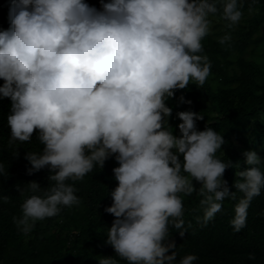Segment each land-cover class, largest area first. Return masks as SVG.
<instances>
[{
	"label": "clouds",
	"instance_id": "1",
	"mask_svg": "<svg viewBox=\"0 0 264 264\" xmlns=\"http://www.w3.org/2000/svg\"><path fill=\"white\" fill-rule=\"evenodd\" d=\"M218 11L229 28L242 16L238 0H100L99 8L86 0H9V27L0 30V98L11 101L9 144L30 141L35 131L43 147L25 153L27 172L47 166L53 182L16 185L21 195L30 193L14 217L21 231L56 216L61 206L78 204L66 181L114 157L118 184L104 210L115 219L106 243L128 264H193L195 254L177 260L170 252L176 249L170 226L185 233L180 194L198 192L206 224L226 197L237 199L223 178L233 165L216 155L223 135L209 126L197 129L199 112L178 111L174 134L166 100L209 76L210 61L199 53L209 16ZM230 39L225 33L219 42ZM178 103L192 101L181 94ZM243 156L248 167L237 164L233 181L243 193L230 220L234 231L245 226L251 200L264 188V158L255 150ZM7 169L0 162V175ZM98 261L120 264L113 256Z\"/></svg>",
	"mask_w": 264,
	"mask_h": 264
},
{
	"label": "trees",
	"instance_id": "2",
	"mask_svg": "<svg viewBox=\"0 0 264 264\" xmlns=\"http://www.w3.org/2000/svg\"><path fill=\"white\" fill-rule=\"evenodd\" d=\"M86 2L100 7V0ZM8 5L9 0H0V30L9 27ZM238 5L242 15L248 12L252 15L243 18L234 31L237 38L221 44L208 33L201 40L202 51L199 54L208 57V77L217 79L219 87L214 90L207 77L203 85L189 82L186 88L174 90V96L166 100L172 108L169 124L174 134L179 135L176 127L181 122L176 116L178 111L199 112L203 119L196 121L197 129L209 126L223 135L225 143L216 155L225 162L230 160L233 165L225 169L223 178L227 180L229 190L236 191L237 199L226 197L221 209L206 224L202 220V197L198 192L180 194L185 233L180 236L179 229L170 226L169 238L176 244V249L170 252H177V260L187 254H195L197 259L193 264H264V188L252 198L245 226L234 231L230 224L234 206L243 195L233 187L236 165L240 170L248 167L244 163L245 150H255L264 158V69L243 58L236 62L229 59L232 53H244L249 46L264 41V34L255 36L264 25V0H238ZM209 19L211 24L221 22L218 23L220 30H233L227 27L230 22L221 18L220 11L210 14ZM234 65L239 73L230 75L229 69ZM181 94L192 103L179 104ZM10 104L9 98H0V162L5 169L8 167V173L0 175V264H99L100 256H113L120 260V264H128L106 243L108 227L115 219L113 214L104 210L111 205V191L118 184L112 171L118 166L114 157L108 158L102 168L96 166L83 178L66 181L74 185L80 201L78 204L61 206L56 216L37 220L30 232L20 230L14 217L22 214L21 204L30 193L21 195L16 185L23 186L35 180L46 187L53 182L47 179L50 175L47 166L31 175L27 172L31 165L25 159V153L39 152L43 147L35 131L30 141L9 144L10 128L6 117ZM261 169L264 171V165ZM193 184L196 188L200 186L195 179ZM5 195L7 200L3 199ZM27 235L30 238L25 241Z\"/></svg>",
	"mask_w": 264,
	"mask_h": 264
},
{
	"label": "rangeland",
	"instance_id": "3",
	"mask_svg": "<svg viewBox=\"0 0 264 264\" xmlns=\"http://www.w3.org/2000/svg\"><path fill=\"white\" fill-rule=\"evenodd\" d=\"M252 15L251 12L245 13L241 16L240 20L237 22L236 25H232L231 29L233 30H225V29H218V23L214 22L210 25V35L216 39L219 40L220 37L225 35V33H229L231 35V38H237L234 34V31L237 30V27L239 24L242 23L243 18H250ZM219 24H222L221 22ZM220 28V27H219ZM264 34V25L258 30L257 34L255 36H261ZM245 59L248 62H253L256 65L260 66L262 69H264V41L259 42V44L253 46H249L244 53H237L234 52L229 56V59L233 62H236L238 59ZM233 72L239 73L238 68L234 65L229 69V74L232 75ZM209 85L216 90L219 87L218 80L213 77H208ZM262 83H264V78L262 80ZM206 95V94H205ZM30 236H26L25 241H28Z\"/></svg>",
	"mask_w": 264,
	"mask_h": 264
}]
</instances>
